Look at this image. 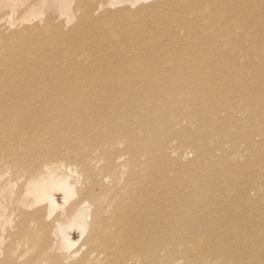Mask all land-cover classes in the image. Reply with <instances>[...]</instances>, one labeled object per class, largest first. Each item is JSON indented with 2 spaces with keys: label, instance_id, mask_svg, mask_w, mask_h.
<instances>
[{
  "label": "bare ground",
  "instance_id": "bare-ground-1",
  "mask_svg": "<svg viewBox=\"0 0 264 264\" xmlns=\"http://www.w3.org/2000/svg\"><path fill=\"white\" fill-rule=\"evenodd\" d=\"M62 1L63 12L77 19L67 30L51 14L15 31L0 18V161L26 178L15 192L21 208L16 226L44 228L43 211L59 206L48 184L62 189L67 202L86 189L81 185L77 192L74 185L80 171L89 191H99L93 199L85 196L93 205L90 223L73 202L70 227L88 228L89 240L113 264L134 257V247L146 252L139 238L148 229L125 220L143 224L150 217L175 249L158 259L163 264L178 254L186 264H264L263 209L253 205L249 212L251 201L236 200L228 189L219 196L210 191L228 168L256 165L264 156V144L257 142V136L264 140V0H153L101 13L98 2L81 0L74 8ZM186 146L196 152L189 161L181 156ZM236 151L245 162L229 164ZM120 153L129 154L126 163H118ZM125 164L130 174L122 182ZM7 184L13 183L0 186ZM161 190L167 197L157 195ZM31 196L44 203L31 208ZM154 199H160L156 216L147 219L145 203ZM219 199L223 209L229 201L238 207L233 217L259 219L251 229L261 232L250 236L249 227L236 231L230 218L214 217L211 205ZM190 212L204 213L198 226H177L174 221L187 220ZM2 215L0 206V220ZM181 229L192 233L181 235ZM62 235L66 244L79 242L65 226ZM149 253L158 256L155 249ZM46 254L42 245L28 263L66 264L55 254L43 259Z\"/></svg>",
  "mask_w": 264,
  "mask_h": 264
},
{
  "label": "rangeland",
  "instance_id": "rangeland-1",
  "mask_svg": "<svg viewBox=\"0 0 264 264\" xmlns=\"http://www.w3.org/2000/svg\"><path fill=\"white\" fill-rule=\"evenodd\" d=\"M12 1L13 0H0L1 2L0 12L1 11L8 12V14L2 13V12L0 13V18L3 20L1 22L2 24H5L6 26L8 25V27H11L9 29L11 31L18 30L20 26L22 25L35 23L38 20H43L47 17V15H50V14L54 16V20L56 23L59 22L63 25V28L65 30L70 29L75 26L74 24L77 19L72 20L66 10H65L66 12H63L64 9L62 6L63 5L62 0H40L38 4H41V5L39 6L36 4L38 0H35V1L27 0V2L32 1L31 6H29L31 2L28 5L27 4L24 5L23 1L26 2V0H14L13 2ZM33 1L35 4L33 3ZM68 1L73 2L71 4H74L73 6L75 8V5L79 3L81 0H68ZM91 1L95 3L97 2L99 3L98 12L101 13L104 10H115L120 7H128V6L131 7L132 9L133 8L138 9L139 6H144V5L146 6L148 3H151L149 1H153V0H139L137 2H132L130 0H101V1L91 0ZM26 5H27V8H26ZM101 6H104V7H101ZM60 8L62 11L60 10ZM22 10L24 11L22 12ZM79 11L80 10L76 12V15H80L81 11L80 12ZM22 15L24 16V18ZM22 19L23 21H21ZM23 22L24 23L26 22V23L22 24ZM42 23H44V20L42 21ZM263 70H264V64L261 66L259 72H262ZM257 75H259V73ZM260 99H262V93H260ZM260 127H262V130H264V121L261 122ZM257 142H261L264 144V140H261L260 136H257ZM176 143L177 141H173V144H176ZM218 152L219 151H217V153ZM93 153L99 154L97 150H95ZM172 153H173V156L179 155L177 152H174V151ZM181 156H182L183 161H189L196 156V152L193 151V148L191 146H186L183 148ZM118 157H119L118 163L123 164V163H126V160L128 159L129 154L125 153L124 155L123 153H120ZM245 157L246 156L241 154L239 151H236L235 153L233 152V154L230 156L227 162H229V164L235 163L233 161L234 158H236L238 162H245ZM255 163L256 165H248L247 167H242V168H239L236 166L228 168V171L225 173H222V177H219L218 178L219 180L216 181L217 186H211L210 191L214 193L215 195L219 196L223 189H228L226 193L229 195L236 194L237 195L236 200L240 199L244 201H249V200L251 201L249 208L247 209L249 212L253 211L254 209L253 205H255L256 207L262 208L264 211V196L263 197L258 196L260 193L264 192V156L260 158V161L255 162ZM14 170L15 169H13L8 164H5L0 161V183L4 181L5 182L10 181L11 183H13L10 185L7 184L8 186L3 187V188H1L0 186V206H1V211L3 213L2 215L3 217L0 220V264H29L28 261H31V258L37 255V252L38 250L42 248V245H45V249L47 251V254L45 255L43 259H50V256L55 254L57 255V259L61 263H66V264H74L79 259H82L84 264H113V260L108 261L106 259L105 253L98 248V245L93 243V240H89L90 230H88V228L84 230L83 228H80L79 224L77 223H75L74 225L70 227L71 223L74 221V218H73L74 216H72L70 212L71 211L73 212L74 210H76L75 207L73 208V205H74L73 202H76L77 210L78 208L81 207L82 210H84V212L89 215L87 221L90 223L92 219V216H90V214H92L93 205L90 202V200L86 198L85 196L87 197L89 196L90 198L93 199V194L99 191V190L89 191V182L86 181L84 175L82 176L80 174V171H77L74 174V176L76 175V177L78 178L76 183H74V185L77 189V192L79 188L81 187V185H83V187L86 186V189L84 190V192L81 194L78 193V195L77 193L74 194L72 196L73 198L72 197L69 198L68 200L69 202L67 201L68 202L67 203L64 200V191L60 188L52 187L51 186L52 183H49L48 190L53 192L59 206L56 207L57 209L55 208L56 210L48 209L47 211V209H45L43 211V215H44L43 221L46 222L43 225L44 228L40 227L39 223L37 224L35 223L36 225H34V223H31L30 224L31 226L30 225L29 226L32 227V229L28 227L31 231L28 230V228H26V230H28L26 231V230H23V228L21 230V228L17 227L19 222H21L20 221L21 211H19L20 213L18 212V210H20L21 208L19 209L20 204L16 202L15 200L16 199L15 196L17 195V193L15 194V192L16 191L18 192L20 188V184L23 181H25L26 178L21 176L24 173L16 172V170L15 171ZM122 171H123L122 172V177H123L122 182H124L127 179L128 172L130 174L129 167L126 166L125 164L122 167ZM224 178L233 179L234 181L230 180L232 182H230L227 187H221L218 184L221 181H223ZM110 179L111 178L108 176V180ZM81 182H83V184ZM134 186L138 188L140 186V183L138 182ZM157 195L162 198L167 197V190H161L159 191ZM24 198L29 200V197L24 196ZM30 198L32 199V202H34V205L31 208L41 206L44 203V202H40L39 204H35L36 199L32 196ZM157 200H160V199H154L153 201H146L145 203L146 206L150 204V206L148 207V210L146 211L148 213V215H146L147 219L152 214L156 216L155 213H156V208H157V205H156ZM200 201L202 203V200ZM10 202H11V205H10ZM253 202L254 204H252ZM221 203H223V201L220 202V199H219L216 205H211V209L214 211V213L212 214L214 215V217H217V218L222 217L228 221L230 218L231 219L230 226L231 228H233L234 226L235 227L234 229H236V231L241 229V227H249L250 236H253L257 232H261V231H254L251 229V227L257 226V224L260 223L259 219L255 221V219L253 218L251 222L247 220L245 221L243 217L235 218L233 217L232 214L236 213V209L238 207L236 205H232V203L229 201L228 202L229 206L223 209ZM207 216H210L209 218H212L211 214H208ZM120 217L125 218L124 215L118 216V218ZM157 218H160L162 220L160 223L166 224L165 218L167 217L165 216L164 213H160V216ZM197 218L203 219L204 213L199 212L198 215L196 213H191V217H189L185 221H184V218L180 216V218L174 222H176V224H178L177 226L181 228L194 227V226L197 227L198 226L197 223L201 221V220H197ZM125 225L126 226L129 225L131 227L135 226L137 228H142V229H148V231L139 230L141 231V236L139 239H141L143 242L145 240L144 242L145 248H143V250H145L146 252H143L134 247L132 250L137 252L136 255L134 257L132 256L125 257L123 259V262H124L123 264H147L148 261L154 264H163L164 262L158 261V259L160 257H166L175 251L172 245L165 244L163 242V236H165L164 230L159 229L157 226H155L156 217H150L149 223L144 222L143 224H138L135 222L125 220ZM64 226L69 236H73V238L76 237L75 239H79V242L77 244L69 245L68 243L67 244L64 243V240H63L64 237L62 235V231H64ZM17 228L18 230L19 229L20 230L18 231ZM260 229L264 230V225H262ZM191 233L192 232H186V230H183V229L180 230L181 235L186 234L188 236ZM42 240L44 241V243H41ZM158 241H160V244H157ZM260 242L263 243V240H260ZM49 246H51V249L48 250ZM6 248H8V252ZM153 249H155L156 254L158 255L155 259H152L149 257L150 256L149 252L153 251ZM71 252H75L74 253L75 256L71 259H67L68 254ZM8 253H11L12 257L13 256L14 257L12 258L11 254H8ZM147 256L149 257V260ZM94 257L98 259H95ZM10 259H14V260H10ZM169 262H171V264H186L184 261V258L180 254L173 255L172 257H168V263ZM205 264H209V263H205Z\"/></svg>",
  "mask_w": 264,
  "mask_h": 264
}]
</instances>
